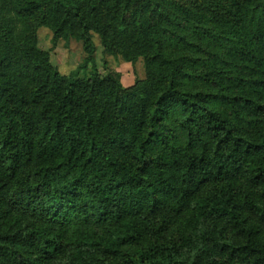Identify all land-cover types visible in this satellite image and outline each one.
Listing matches in <instances>:
<instances>
[{
	"label": "trees",
	"instance_id": "trees-1",
	"mask_svg": "<svg viewBox=\"0 0 264 264\" xmlns=\"http://www.w3.org/2000/svg\"><path fill=\"white\" fill-rule=\"evenodd\" d=\"M9 11L36 13L86 57L60 74L33 34L0 21V264H264V0ZM95 37L107 55L141 57L146 78L126 92L115 70L78 77Z\"/></svg>",
	"mask_w": 264,
	"mask_h": 264
},
{
	"label": "rangeland",
	"instance_id": "rangeland-1",
	"mask_svg": "<svg viewBox=\"0 0 264 264\" xmlns=\"http://www.w3.org/2000/svg\"><path fill=\"white\" fill-rule=\"evenodd\" d=\"M17 0H0V21L7 20L6 17L10 19L7 20L5 24L6 30L15 31L18 33L33 34L36 40V45L48 55L49 62L51 65L57 68L58 72L63 75H68L72 70H75L86 57V53L82 48V43L80 41L70 40L67 44L65 41L54 37L53 32L45 27L35 26L32 22L31 17L36 16V13L30 14L23 18L22 20L17 19L10 13L11 7ZM15 7V6H14ZM14 21V22H13ZM31 21V23H29ZM15 24V26H14ZM10 41V40H9ZM95 44L94 57L92 62H88L86 65L78 70V77H88L93 69H97V72L101 76H105L108 70H115L120 73V83L123 91H129L136 86V84L146 78V67L143 59L140 57L134 61L124 60L121 55H107L103 52V48L97 37L93 40ZM14 47H18L15 45ZM14 51L18 53L17 57L19 62H11L13 74L20 80L19 84L25 86L24 90L26 92H31L34 85L29 82L30 73L27 70L29 65L26 60L22 58L21 49L14 48ZM15 62V63H14ZM28 77L27 80L21 79L24 75ZM32 76L31 78H34ZM36 78V77H35ZM39 84V81H38ZM28 99V98H27ZM207 188H204V191ZM179 223L170 225L162 237L156 240L157 243L169 241L174 238L176 229ZM256 235L255 240L259 245L264 244V227L260 226L255 229ZM96 255L90 258L91 261H100Z\"/></svg>",
	"mask_w": 264,
	"mask_h": 264
}]
</instances>
